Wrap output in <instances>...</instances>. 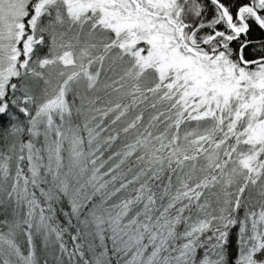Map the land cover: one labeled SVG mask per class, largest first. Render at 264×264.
Here are the masks:
<instances>
[{"label":"snow or ice","instance_id":"obj_1","mask_svg":"<svg viewBox=\"0 0 264 264\" xmlns=\"http://www.w3.org/2000/svg\"><path fill=\"white\" fill-rule=\"evenodd\" d=\"M0 264H264V0H0Z\"/></svg>","mask_w":264,"mask_h":264}]
</instances>
